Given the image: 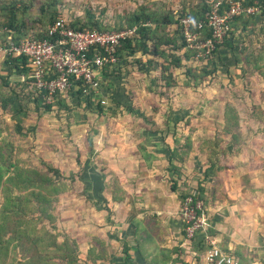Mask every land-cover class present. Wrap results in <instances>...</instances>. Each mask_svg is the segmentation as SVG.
Here are the masks:
<instances>
[{
	"label": "rangeland",
	"instance_id": "374dc122",
	"mask_svg": "<svg viewBox=\"0 0 264 264\" xmlns=\"http://www.w3.org/2000/svg\"><path fill=\"white\" fill-rule=\"evenodd\" d=\"M3 1L14 2L16 16L24 22L25 34L30 35L42 32L48 24V11L44 9L51 3L54 17L66 22H86L91 18L102 29L113 30L126 26L128 15L139 5L169 9L176 16L198 8L202 0ZM255 28L254 35L250 33L249 37L253 47L257 44L258 48V38L264 35V20ZM167 29L170 31L173 26ZM7 34H11L10 31ZM4 38L0 36V96L5 99L0 105V138L9 143L11 162L43 172L56 168L59 177L47 173L63 184L51 204V223L29 222L27 230L42 236L37 239L38 248L46 241V231L57 233L58 241L66 238L75 249L76 264H121L122 240L127 233L123 220L126 200L133 195L135 205L146 208L147 198L143 191L170 194L169 186L175 180L182 187L178 196L182 190L193 194L197 191L198 168L220 158L226 161L232 144L246 145L249 131L252 132L248 120V107L251 109V106L242 104L248 90L241 88V81L238 86L234 84L239 78L234 71L238 66L229 50L223 51L222 60L212 76L192 85L185 83L184 68H175L172 71L174 81L168 87L159 79L158 68L150 66L147 72L140 71L129 57L128 64L121 61L116 64V71L102 77L100 94L105 96L106 104L99 111L95 106L96 97L84 94H67L66 107L55 103L46 110L44 105L48 102L30 92L17 71L10 70L5 63L1 48L9 36ZM141 60L143 62L144 57ZM200 63L192 59L185 64L200 66ZM232 110L240 115L238 130L233 126ZM232 130L238 133L233 141L230 138ZM164 133L167 137H162ZM174 133L176 137H172ZM171 141L178 148L181 160L175 162L179 170L170 175L169 180L167 176L163 178L162 170L168 167L163 148ZM158 143L162 149L156 147ZM146 146L151 147L147 149ZM154 148L160 151L154 154L148 151ZM159 160L162 161L159 163ZM214 191L206 195L208 200L199 199L205 222L203 228L209 220L205 205L214 204L215 207L217 203ZM1 197L0 192V202ZM182 199L177 198L176 216L180 224ZM26 210L28 216H34L32 207ZM181 230L184 235L182 225ZM129 252L134 256V252ZM12 255L18 257L17 248L9 251L8 257ZM53 262L64 264V261ZM132 264H136L133 258Z\"/></svg>",
	"mask_w": 264,
	"mask_h": 264
},
{
	"label": "trees",
	"instance_id": "16d2710c",
	"mask_svg": "<svg viewBox=\"0 0 264 264\" xmlns=\"http://www.w3.org/2000/svg\"><path fill=\"white\" fill-rule=\"evenodd\" d=\"M238 1L243 6H256L258 11L251 14H239L227 19L226 29L219 42H214L212 48L203 47L196 49L188 47L185 38L182 34V26L179 23V18L183 15L201 20L200 28L193 26L189 27L191 33L197 34L195 42H204L211 38V30L205 20V14L209 9V3L201 1L199 7L191 8L186 13H180L175 16L169 9L161 7L150 8L145 5H139L128 15L127 25L117 27V30L123 27L134 26L133 34L120 41L119 46L114 50L117 63L128 64L127 58L132 57L133 62L140 71H148L150 66L158 68L159 79L163 81L165 87L173 83V69L184 68L182 74L185 77V83L196 85L206 76H212L219 62L222 60L223 51H230L234 58L235 64L242 62L248 71H256L262 65V56L264 55V35L261 39L258 38V48L253 47L252 39L249 37L254 35L256 24L264 20V0H233ZM226 7L222 2L219 7V12ZM53 4H48L45 11H48V24L54 22L61 17H54ZM42 9V8H41ZM2 15V16H1ZM0 33L2 38L9 36V40L16 42L24 37L41 38L45 36V28L42 32L33 34H25L26 27L22 20H18L16 16V6L14 2L0 0ZM67 25L74 29H96L104 30L97 21L88 18L86 22H67ZM169 26H173L172 30H168ZM10 31L11 34H7ZM15 34V35H14ZM5 39V38H4ZM5 40L4 42L8 41ZM255 40H257L255 38ZM198 51L206 52L203 56L198 54ZM138 54V56H136ZM141 57H144L141 62ZM159 58L160 60H158ZM199 60L200 66H190L185 63L189 60ZM5 63L10 70L17 71L18 76H23V82L27 84L30 92L34 94L29 86V68L27 67V59L24 56H11L4 58ZM111 67L110 72H107L106 66L102 69V77L109 76L111 71H116V66ZM81 83L78 82V85ZM29 93V92H28ZM69 96L81 95V87L78 86L75 90H68L64 95H57L51 102L44 105L48 110L53 104L66 107L65 100ZM5 103V99L0 96V105ZM96 109L99 111L102 105L96 101ZM230 111V110H229ZM226 113V112H225ZM231 119L234 128L238 130L237 111L231 112ZM224 116V115H223ZM226 119V117L224 116ZM234 130L230 134V138L235 140L237 136ZM233 143V142H231ZM233 147H236L232 144ZM11 151L7 140L0 138V264H55L53 261H64V264H76L75 249L70 246L66 238L57 240V233L46 231L44 237L45 243L41 248H38L37 239L41 238L38 234H30L28 232V223L33 221H48L51 223L53 215L51 213V204L54 197L59 194L63 188L60 180H54L52 175L58 176L56 168H47L45 172L34 168L22 167L10 160ZM173 160L180 161L181 154L175 145L169 149L167 155V163L169 172L176 173L178 167L173 164ZM212 166L205 168L202 175L205 178ZM50 172L52 175H48ZM174 188V185H171ZM190 194L183 193L181 198ZM194 199H201L200 189L193 193ZM35 212L34 216H28L27 210L29 206ZM197 244L200 249L207 247L203 245L201 240ZM17 248L18 257L12 255L8 257L9 251ZM41 252H44L41 254ZM121 264H132V257L129 252V247L126 242H122L121 247ZM48 257V258H47ZM5 259L8 260L5 261ZM49 259V260H48ZM57 259V260H56Z\"/></svg>",
	"mask_w": 264,
	"mask_h": 264
},
{
	"label": "crops",
	"instance_id": "0c3cea01",
	"mask_svg": "<svg viewBox=\"0 0 264 264\" xmlns=\"http://www.w3.org/2000/svg\"><path fill=\"white\" fill-rule=\"evenodd\" d=\"M237 64H234L238 66L234 71L238 72L239 78L234 84L238 86L241 81V88L248 90L242 104L251 106V109L248 107V120L252 132L249 131L250 137L246 145L231 147L232 152L226 155V161L220 158L198 168L200 176H197L195 184L196 189H200L201 199L208 200L206 195L215 189V207L214 204L204 207L208 213V223L203 231L195 235L194 240L184 238L176 216L177 198H181L184 190L178 196L182 187L178 186L176 180L171 181L174 188L169 186L170 194L165 191H143L146 194L143 196L147 198L144 204L146 208L136 206L135 198L131 194V199L126 200L123 220L127 233L124 234L122 242H126L132 254L134 252L131 257L136 264H200L204 247L200 249L197 242L203 240V234L211 240L214 239L239 264H264V55L259 72L248 71L247 68L250 67L244 66L242 62ZM243 75L250 80H246ZM252 78L257 84L254 85ZM237 116L240 121L239 112ZM165 136L167 137V133L162 134V137ZM176 136V133L172 134V137ZM171 143L172 141L163 148L166 150V159L169 149L174 146ZM150 147L146 146L147 149ZM156 147L162 149L159 143ZM148 151L154 154L160 150L154 148ZM172 162L176 164V160ZM210 165L211 171L203 178L205 168ZM168 170L169 165L164 166L163 178L167 176L170 180V175L176 173L170 174ZM202 243L207 246L203 241Z\"/></svg>",
	"mask_w": 264,
	"mask_h": 264
},
{
	"label": "built area",
	"instance_id": "2783aa9c",
	"mask_svg": "<svg viewBox=\"0 0 264 264\" xmlns=\"http://www.w3.org/2000/svg\"><path fill=\"white\" fill-rule=\"evenodd\" d=\"M226 7L219 12L222 4ZM256 6H243L233 0H211L205 20L211 30V38L195 42L197 34L191 33L190 26L200 28L201 20L190 15L179 18L182 34L188 47L212 48L219 42L227 27V19L239 14L257 12ZM134 26L117 30L74 29L63 19H57L45 28L41 38L24 37L16 42L8 39L1 48L5 57L24 56L29 68V86L35 95L51 102L57 95L81 87V94L96 97L100 105L106 104L105 96L100 94L102 69L107 72L116 64L113 55L120 41L133 34ZM207 52V51H206ZM206 52L198 51L200 56ZM24 78L20 75V80ZM78 82L81 84L78 85ZM180 221L186 239H191L205 225L201 201L188 194L180 205ZM204 229V228H203ZM203 231V230H202ZM207 247L201 255L200 264H239L230 253L223 251L214 240L203 234Z\"/></svg>",
	"mask_w": 264,
	"mask_h": 264
}]
</instances>
